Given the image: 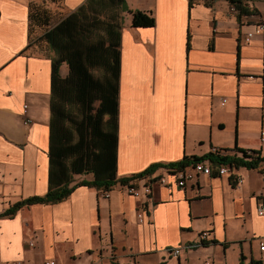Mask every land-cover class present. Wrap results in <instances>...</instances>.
I'll return each mask as SVG.
<instances>
[{
  "label": "crops",
  "instance_id": "crops-1",
  "mask_svg": "<svg viewBox=\"0 0 264 264\" xmlns=\"http://www.w3.org/2000/svg\"><path fill=\"white\" fill-rule=\"evenodd\" d=\"M84 1L0 0V264H259L260 169L232 168L238 185L198 174L178 188L158 167L146 197L140 181L128 180L137 187L129 195L127 184L98 189L79 184L91 173L71 174L65 198L2 214L48 189L53 52L45 44L46 54L30 53L31 32L42 36ZM123 1L150 11L153 26L134 28L130 13H118L115 178L213 149L264 156V31L242 41L264 0H238L244 14L229 0ZM67 72L61 63L58 76Z\"/></svg>",
  "mask_w": 264,
  "mask_h": 264
},
{
  "label": "trees",
  "instance_id": "trees-1",
  "mask_svg": "<svg viewBox=\"0 0 264 264\" xmlns=\"http://www.w3.org/2000/svg\"><path fill=\"white\" fill-rule=\"evenodd\" d=\"M204 3H208L207 1ZM239 12H247L238 0H229ZM130 13L134 28L153 26L149 12L127 9L123 0H85L76 11L46 30L41 38L53 52L49 120L48 189L42 196H31L12 204L2 214L11 215L30 204L55 203L70 194L66 186L71 174L91 173L85 186L107 189L149 175L158 167L182 169L189 163L207 160L229 167L264 168V156L254 149L233 148V154L209 152L182 157L178 162L152 164L128 177L116 179V92L119 61L118 13ZM65 63L64 77L58 67ZM56 176V181L53 178Z\"/></svg>",
  "mask_w": 264,
  "mask_h": 264
},
{
  "label": "built area",
  "instance_id": "built-area-1",
  "mask_svg": "<svg viewBox=\"0 0 264 264\" xmlns=\"http://www.w3.org/2000/svg\"><path fill=\"white\" fill-rule=\"evenodd\" d=\"M229 10L231 12H235L237 11V8L234 5H230ZM264 31V15L263 16H259L258 19L255 21V25H254V29L250 32H247L246 34H243L242 36V41L244 43L250 41L251 37L253 36V34H261ZM25 109V107H24ZM219 152V153H223V151L218 150V149H213L212 152ZM262 175L264 176V168L262 169ZM167 173H170L174 176L175 179V184L176 187L178 188H182L183 186L186 185L187 182L192 181L195 176H197L198 174H203V175H207L210 176L212 174H216V175H231L233 176V180L234 182L238 185L241 183V180L239 178H237L236 175H232V167L226 166V165H222L220 163H215V164H210L207 162V160H202V161H197L194 163H190L189 166H185L182 169L176 170L173 168H168V170H166ZM158 180L161 184H164V180L163 178H161L160 176L158 177ZM136 181H140L141 185H140V190L141 193L143 194L144 197L148 196L150 194V185H151V181L149 180L148 176H144L142 178L137 179ZM125 189L127 191V193H129V195H136L137 194V187L134 186V184L131 185V183L127 184L125 186ZM101 196L107 197V193L102 191L100 193ZM264 210V206L262 203L258 204V213L262 214ZM143 216V213H139L137 215V219L140 221L141 217ZM207 237V232L202 231L198 234V238L200 240V242H203L206 240ZM264 248V245H263ZM171 251L172 254H174V256H177L179 254V249H172L169 250ZM45 264H53V262L51 261H46ZM250 264V263H249ZM259 264H264V253L261 256V259L259 261Z\"/></svg>",
  "mask_w": 264,
  "mask_h": 264
},
{
  "label": "rangeland",
  "instance_id": "rangeland-1",
  "mask_svg": "<svg viewBox=\"0 0 264 264\" xmlns=\"http://www.w3.org/2000/svg\"><path fill=\"white\" fill-rule=\"evenodd\" d=\"M48 10H50L48 12L49 15H51V17H54L55 15L53 14V11L49 8ZM120 15V13H119ZM56 18V17H54ZM41 33V28L38 31H32L31 32V43H29V52L32 54H46L48 52V49L45 45V42L41 39L40 36Z\"/></svg>",
  "mask_w": 264,
  "mask_h": 264
}]
</instances>
